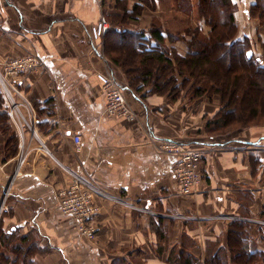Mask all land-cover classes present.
Here are the masks:
<instances>
[{
	"label": "crops",
	"instance_id": "0c3cea01",
	"mask_svg": "<svg viewBox=\"0 0 264 264\" xmlns=\"http://www.w3.org/2000/svg\"><path fill=\"white\" fill-rule=\"evenodd\" d=\"M197 1L191 0L192 13L207 33L197 20ZM231 1L236 39L264 40L249 16L256 0ZM137 5L140 13L117 27L145 32L157 21L165 31L174 0H154L153 8L143 0H0V80L20 93L12 89V100L5 99L0 85L8 114L0 120V264H23L22 236L39 247L27 256L31 264H180L189 255L209 264L206 257L239 243L264 254V126L222 132L215 125L217 97L181 93L171 100L149 93L150 87L131 89L105 56L104 40H116L108 32L110 18ZM101 17L108 29L93 44L90 30ZM27 57L41 63L11 76L4 72L7 62ZM107 70L132 119L104 113L96 75ZM74 135L82 139L78 149ZM158 139L202 151L201 181L192 195L178 193L176 157L162 152ZM72 174L103 192L95 199L94 240L58 209L55 192ZM234 229L245 242L238 233L229 238ZM230 257L227 252V264Z\"/></svg>",
	"mask_w": 264,
	"mask_h": 264
},
{
	"label": "trees",
	"instance_id": "16d2710c",
	"mask_svg": "<svg viewBox=\"0 0 264 264\" xmlns=\"http://www.w3.org/2000/svg\"><path fill=\"white\" fill-rule=\"evenodd\" d=\"M174 2L171 15L191 17V0ZM143 3L153 8L154 0H143ZM196 8L197 20L204 21L209 28L207 33L200 23L195 27L185 26L175 33L164 31L157 21H152L145 32L117 27L118 22L124 23L126 18L140 13L138 5L121 18H110L113 29L108 32L113 33L116 40H104L105 56L123 71L129 87L135 91L150 87L149 93L166 95L174 100L178 96L176 93L189 85L190 97L217 95V130L259 125V121L264 120V55L260 57L254 53L250 38L236 39L235 6L231 0H198ZM249 16L258 19L264 29V0H256L251 5ZM176 43H180V49ZM2 104L0 93V120L6 121L8 114L2 110ZM229 232V238L238 233L236 238L239 236V240L245 242V235L239 231ZM22 237L25 247L19 249V254L23 256V264H31L27 256L31 251H38L39 247L30 236ZM227 252L231 264H256L257 260L261 262L258 264L264 263V254L249 253L240 243L227 250L222 248L205 260L209 264H227ZM179 263L198 264L190 255Z\"/></svg>",
	"mask_w": 264,
	"mask_h": 264
},
{
	"label": "built area",
	"instance_id": "2783aa9c",
	"mask_svg": "<svg viewBox=\"0 0 264 264\" xmlns=\"http://www.w3.org/2000/svg\"><path fill=\"white\" fill-rule=\"evenodd\" d=\"M107 29L108 25L105 19L101 17L97 26L92 27L90 30L92 43L95 44L105 34ZM40 63L35 57L13 59V61L4 65V72L11 76L25 72ZM96 76L101 83L105 96L104 113L107 116L132 119L133 112L126 104L125 95H123L118 83L115 82L111 72L107 70L104 73H97ZM0 85L4 98L12 100L10 93L14 88H7L3 80H0ZM14 91L20 95L17 90ZM81 140L79 135L72 137V142L77 149ZM155 143L162 152L176 157L172 165V174L178 186V193L181 196L192 195L201 181L198 167L203 156L202 151L174 140L158 139ZM101 196H104L103 192L94 184L83 179L79 174H72L70 183L55 192V200L60 212L74 217L77 221L79 233L88 240L95 239L97 227L93 224V220L100 210L95 199Z\"/></svg>",
	"mask_w": 264,
	"mask_h": 264
},
{
	"label": "rangeland",
	"instance_id": "374dc122",
	"mask_svg": "<svg viewBox=\"0 0 264 264\" xmlns=\"http://www.w3.org/2000/svg\"><path fill=\"white\" fill-rule=\"evenodd\" d=\"M164 8H165V6H164ZM170 16L167 18H164V26H165L164 29H165V31H171L172 29H176V28H184L185 26L186 27L187 26L193 27L196 24V16L194 13H192L190 18H185V16L183 17L180 14L175 15V19L173 18V16H171V17ZM255 20L257 21V26L261 29V31H260L261 34L264 35V29L259 25L258 19H255ZM238 30H239V26L236 23V34L238 33ZM251 43H252V48L254 50V53L260 57H263V55H264V46H263L264 40H262L259 36H256V39H251ZM116 46H119V45H116ZM181 93L183 94V97L185 96V98L187 99V97L190 96V94H191V91L189 89V85L185 86L178 93H176V95H178L177 97H179L181 95ZM176 95H175V97H176ZM213 96L219 98L217 95H213ZM218 117H219V115H217L216 118H218ZM259 122H260L259 125H252V126H249L248 128L256 127V126H264V120L259 121ZM236 130H240V129L239 128L226 129V131H228V132L229 131H236Z\"/></svg>",
	"mask_w": 264,
	"mask_h": 264
}]
</instances>
